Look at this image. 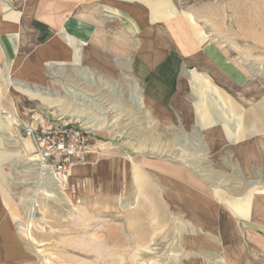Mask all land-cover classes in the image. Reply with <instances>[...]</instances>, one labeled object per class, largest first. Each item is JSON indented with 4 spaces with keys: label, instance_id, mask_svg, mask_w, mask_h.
<instances>
[{
    "label": "crops",
    "instance_id": "obj_1",
    "mask_svg": "<svg viewBox=\"0 0 264 264\" xmlns=\"http://www.w3.org/2000/svg\"><path fill=\"white\" fill-rule=\"evenodd\" d=\"M232 8L241 16L254 14L257 21L264 16V0H0V264L32 261L12 211L17 193L9 187L18 183L13 171L30 164L25 156L35 149L22 125H49L39 120V105L24 96V89L49 88L56 68L105 78L131 96L141 118L156 127L180 135L202 133L210 159L228 155L247 167L244 172L260 161L264 166L262 89L249 90L246 73L213 42L221 32L228 37V31L217 33L214 27L231 22ZM250 96L257 101L248 107ZM176 161V171L167 169L165 176L175 178L173 198L182 199L183 209L198 221L197 231L223 240L220 230L233 227L224 221H252L259 214L252 193L240 199L216 193L207 186L208 175ZM93 164L75 167L68 181L90 184ZM31 170L38 171L37 165ZM32 180L21 177L20 184ZM209 234L196 243L218 250L221 241H209ZM231 249L223 250L228 264L248 261L243 254L233 257Z\"/></svg>",
    "mask_w": 264,
    "mask_h": 264
},
{
    "label": "rangeland",
    "instance_id": "obj_2",
    "mask_svg": "<svg viewBox=\"0 0 264 264\" xmlns=\"http://www.w3.org/2000/svg\"><path fill=\"white\" fill-rule=\"evenodd\" d=\"M241 14L239 8H232L231 22L214 27L217 33L228 31V37L221 32L213 42L246 73L249 90L258 85L264 97V16L257 21L254 14ZM53 76L49 88L25 87L24 96L39 105V120L49 125L67 122L91 133L93 148L86 164L94 163L93 178L80 187L68 177L60 182L61 191L54 190L52 176H44L39 168L31 170L37 165L34 153L25 156L30 164L13 171L18 183L9 187L17 193L11 199L12 211L33 254L32 261L23 264H228L223 250L229 247L233 257L243 254L250 264H264L261 161L252 172H244L247 167L228 155L210 159L202 133L180 135L176 129L156 127L153 120L141 118L131 96L121 94L101 76L57 68ZM253 101L257 100L250 96L247 106ZM176 160L192 163L185 168L208 175L210 190L233 199L252 193L259 214L252 221L236 217L224 221L233 227L220 230L223 240L217 233L197 231L198 221L183 209L182 199L173 198L175 178L165 176L167 169L176 171ZM21 177L34 181L22 187ZM219 178L226 179L224 184ZM204 233H210L209 241H221L218 250L196 243ZM248 261L240 259L236 264Z\"/></svg>",
    "mask_w": 264,
    "mask_h": 264
},
{
    "label": "built area",
    "instance_id": "obj_3",
    "mask_svg": "<svg viewBox=\"0 0 264 264\" xmlns=\"http://www.w3.org/2000/svg\"><path fill=\"white\" fill-rule=\"evenodd\" d=\"M22 127L25 136L34 142L33 156L44 176H47L48 170L66 182L71 171L86 164L92 154L93 139L85 127L67 122L42 126L40 129L27 124Z\"/></svg>",
    "mask_w": 264,
    "mask_h": 264
},
{
    "label": "bare ground",
    "instance_id": "obj_4",
    "mask_svg": "<svg viewBox=\"0 0 264 264\" xmlns=\"http://www.w3.org/2000/svg\"><path fill=\"white\" fill-rule=\"evenodd\" d=\"M46 174H47V176H52V180L54 181V183H53V186H54V190H60L61 191V184H60V182L61 183H65L63 180H61V179H59L56 175H54L51 171H46ZM63 185V184H62ZM54 193H55V191H54ZM57 193V192H56Z\"/></svg>",
    "mask_w": 264,
    "mask_h": 264
}]
</instances>
